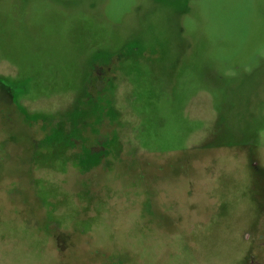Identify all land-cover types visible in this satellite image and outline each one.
Here are the masks:
<instances>
[{"label":"rangeland","instance_id":"rangeland-1","mask_svg":"<svg viewBox=\"0 0 264 264\" xmlns=\"http://www.w3.org/2000/svg\"><path fill=\"white\" fill-rule=\"evenodd\" d=\"M0 264H264V0H0Z\"/></svg>","mask_w":264,"mask_h":264},{"label":"flooded vegetation","instance_id":"flooded-vegetation-1","mask_svg":"<svg viewBox=\"0 0 264 264\" xmlns=\"http://www.w3.org/2000/svg\"><path fill=\"white\" fill-rule=\"evenodd\" d=\"M5 94L8 96V93L5 91ZM85 94V103L86 102H89V94L88 93H84ZM87 108V106L86 107H75V108H73L71 111H69V113H67V114H63V116H70L69 118H70V121L71 120H75L74 122H75V125L78 127L79 125H84V124H82V119L84 118V110ZM90 109V107H88V110ZM85 111H87V110H85ZM86 113V112H85ZM105 113H103V116H105L104 115ZM73 115H75V116H73ZM110 115V114H109ZM109 115L107 116V117H109ZM75 118V119H74ZM99 118V117H98ZM91 151H93V153H95V149H91Z\"/></svg>","mask_w":264,"mask_h":264}]
</instances>
